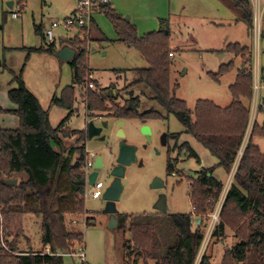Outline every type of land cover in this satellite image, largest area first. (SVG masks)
<instances>
[{"label":"trees","instance_id":"obj_1","mask_svg":"<svg viewBox=\"0 0 264 264\" xmlns=\"http://www.w3.org/2000/svg\"><path fill=\"white\" fill-rule=\"evenodd\" d=\"M243 22L252 36L254 11L250 0H222ZM111 22L118 42L135 48L149 63L147 69H137V80L133 86L145 85L151 89L157 109L138 111L139 104L108 109L103 92L88 89L87 109L108 112L107 118L116 120L161 119L163 114L175 115L184 127V132L172 135L179 138L190 135L218 160V165L204 168L191 178L190 193L193 212L188 214L144 213L139 215H117L118 230L131 235L125 239L124 251L132 264H196L205 238V216L213 212L225 185L214 176L217 167L231 172L243 148L249 127L250 110L243 100L253 99V55L249 47L239 43L229 44L227 52L240 57L241 68L234 84L229 87L233 98L228 107H220L211 100H198L194 111L185 101L176 97L178 84L171 87L173 54L168 21H162L157 31L143 36L131 21L116 12L109 4L97 9ZM94 23V21H93ZM261 40L264 41V23ZM91 29H82L71 42L76 56L70 65L73 71L72 84L63 89L61 96H54L52 107L65 109L68 116L57 126L50 123L49 110H44L40 101L26 86L24 68L14 76L17 86L9 91L11 101L19 107L15 114L20 118L18 130L0 128V217L1 240L0 264H65L64 257L71 256L82 247L83 232L69 223L86 215V226L95 225L94 213L85 211L84 194L87 186L85 148H69L64 138L70 132L65 129L73 116L76 101V86L91 81L89 47L87 40ZM36 33L45 41L40 26ZM44 47L31 49L41 52ZM47 50L55 53L51 43ZM174 55V54H173ZM234 63L221 65L218 73H208L216 82L220 76L230 72ZM261 83L264 84V70ZM110 102L118 99L111 96ZM262 111V108H261ZM255 137H264V122L254 124L222 207L221 221L213 237H221L227 229L234 232L236 243L223 254L221 264H264V153ZM189 158L199 159L198 154L184 143ZM76 156V157H75ZM173 173L172 162L168 165ZM17 185L6 182L16 180ZM32 214L42 221V245L50 253L22 251L24 218ZM201 220L198 224V220ZM72 226V224H71ZM200 264H211L204 255Z\"/></svg>","mask_w":264,"mask_h":264},{"label":"rangeland","instance_id":"obj_2","mask_svg":"<svg viewBox=\"0 0 264 264\" xmlns=\"http://www.w3.org/2000/svg\"><path fill=\"white\" fill-rule=\"evenodd\" d=\"M7 1L0 0V67L7 65L19 71L25 64L23 78L27 88L38 97L42 108L49 110L50 123L53 127H57L68 116V112L55 106L52 107L51 100L54 96H61L63 89L72 84L71 65L60 61L48 52L30 50L43 46L42 37L36 33V26L44 24L48 28L54 21L62 22L69 15L71 7L68 3L66 4L65 0H26L24 1L25 9L18 19H14L12 9L7 6ZM15 1L17 3V0ZM171 13L170 45L172 51L176 53L174 58H171L173 61L171 87L178 84L176 97L185 101L192 111L198 100H212L222 107L230 102L229 86L237 78L241 59L230 53H224L225 57L222 58L223 52L216 53L213 50L220 51L225 48L226 44L236 42L251 49L254 94L253 99L247 105L250 110V121L241 150L243 154L254 124L257 122L262 125L264 122V84L261 83L264 70V41L261 39L257 41L253 30L252 36H249L247 26L243 22H237V17L220 0H171ZM124 17L127 18L128 15ZM98 20L104 32L109 37H115L116 32L109 19L103 15ZM62 28L55 33L58 38L61 36L70 38L74 35ZM139 32L143 34L144 29H139ZM47 45L44 43L45 48L48 47ZM87 45L90 53L89 68L92 70L93 78L97 81L92 80L95 83L93 90L107 89L103 95L107 100L106 105L109 110L115 106L124 108L136 103L139 104L140 113L149 109L158 110L157 104L151 100L154 94L150 88L145 85L133 86L137 80L135 70L149 68V63L138 50L129 48L120 42L100 44L92 41L91 35L88 37ZM231 61H234L233 69L221 75L220 82H216L208 74L209 71L218 73L222 64H229ZM6 74L12 75L8 70ZM257 83L260 89L255 93L254 86ZM110 89H113L112 94ZM87 91V83L75 90L74 107L79 112L74 110L73 116L67 121L65 129L70 134L64 138V141L69 148L84 147L86 155L93 153L96 157L102 156L105 166L100 170L98 180L105 186L103 192L112 183L113 177L110 171L115 164L120 144L124 142L136 148L137 163L126 168V176L122 179L123 191L120 200L116 203L117 215L155 213L157 211L155 207L161 195L166 197L167 213H192L194 210L190 193L191 178L204 168L216 167L218 160L190 135L182 134L179 138H173L172 135L184 132V127L173 114H163L164 118L146 121L124 119L125 125L122 127L124 138L118 137L119 120L107 119L108 112L86 113ZM111 96H116L118 99L114 103L110 102ZM260 108L262 111H259ZM91 120H95L96 124L103 121L108 123L109 127L103 133L106 136L104 141L99 138L88 139L87 126ZM97 120L100 121L97 122ZM144 126H149L152 131L150 141L142 133ZM165 137L170 138L168 143H165ZM254 142L264 153V137H255ZM184 143L190 144L199 159L188 157ZM241 151L233 170L237 169L242 156ZM170 162L174 167L172 174L168 171ZM90 171L94 172L92 169ZM215 172L214 176L223 181L224 190L229 191L235 175L234 171L232 174L224 168L217 167ZM156 180L160 181L158 182L159 188L153 187ZM224 190L213 212H208L204 218L205 234L211 219L210 215L217 209L222 212L228 193L227 191L224 198ZM90 192L91 186H86L84 206L86 212L94 213L97 220L96 226H86V215H83L80 219L74 220V223L69 220V227L82 232L86 227H93L92 230L95 231L100 227L104 228L108 236L106 263L125 264L127 259L124 251L125 239L129 240L131 235L127 233L125 236L123 231L117 228H108L109 222H106L107 214L104 212L107 203L103 197L99 200L92 199ZM223 198L224 201L221 203ZM220 221L221 218L219 223ZM24 222V237L26 232L31 243L27 246V240L23 237L21 239L23 248L20 244V249L26 252L33 250L44 252L41 239V219L27 215ZM236 242L234 232L227 229L221 237L212 236L203 255L210 257L211 264H221L224 252L231 249ZM64 262L65 264H78L77 258L71 256H65ZM128 264H132V260Z\"/></svg>","mask_w":264,"mask_h":264},{"label":"crops","instance_id":"obj_3","mask_svg":"<svg viewBox=\"0 0 264 264\" xmlns=\"http://www.w3.org/2000/svg\"><path fill=\"white\" fill-rule=\"evenodd\" d=\"M9 1H13V4L16 3L15 0H8L7 3ZM19 1L24 2L26 0H19ZM65 1H66V4L68 3L69 7H71L69 10L70 11L69 15L66 16V18H68L75 13L79 0H65ZM220 1H222V0H220ZM17 2H18V0H17ZM250 2L252 5V8H253V11H258L262 23H264V0H250ZM110 5L120 15H122V16L128 15L127 18L131 21L132 24H134L137 27L138 34L140 36H143V35L148 34L150 32L159 30L161 27L162 21H168L170 23V19L172 16L171 0H110ZM227 8L233 12L235 17H237L236 21L239 22L237 14L232 9H230L228 6H227ZM103 15L104 14L100 13L98 10H96V12L94 13V19H93L94 23L91 27V32H90L91 40L98 42L100 44H106V43L109 44L110 42L118 43V41H116L117 35H115V37H109L104 32V30L100 27L98 19L100 17H103ZM38 26H40V28L42 30V34L44 35V38H45V41L42 40L43 46H41V47H44V43H47L48 45L53 43L55 45V49H56L55 53L49 52L47 50V48H45V47H44L43 51L48 52V53L54 55L55 57H56V53L59 50H61L63 47L68 46V47L73 48L71 42L79 34V31L72 32V31L67 30L68 32L74 33V35L70 38H63L62 36L58 38L55 35L54 41L50 42V41H48V39L45 36V29L47 27L44 24H41ZM141 28L144 29L143 34H140V32H139V29H141ZM62 29L66 30L64 28H62ZM59 30H60V28L57 29L55 31V33H57ZM247 31H248V28H247ZM248 33H249V31H248ZM249 36H250V34H249ZM236 43H238V42H236ZM229 44H233V43L226 44L225 48L221 49L220 51H216V50H213V51H215L216 53L223 52V54L228 53L226 49H227V46ZM41 47H39V48H41ZM39 48H31V49H39ZM210 51H212V50H210ZM173 54L174 55L172 58H174V56L176 54L175 51H173ZM223 57H225V54L222 56V58ZM60 61H62V60H60ZM70 62H68V63H70ZM241 65H242V60H241ZM24 67H25V64H24L23 68ZM23 68H21V70ZM7 70L9 73H12V75L11 74L7 75L6 74ZM21 70L15 71V70L9 68L7 65H5V66L2 65L0 67V128L3 130H18L20 128V125H21L20 118L15 114V111L18 109L19 106L17 104L13 103L9 97V91L17 86V84L13 81L14 76L18 75ZM91 72H92V70H91ZM210 72L211 71H209L208 73H210ZM211 73H213V72H211ZM237 74H238V72H237ZM92 75H93V73H92ZM72 80H73V74H72ZM93 80H94V82L96 81L94 78H93ZM235 81H236V79H235ZM77 87H79V86H76V88ZM109 91L111 94L113 93V89H110ZM232 101H233V98L231 96L229 104H227L226 106H223V108L230 106ZM243 102L247 106L248 103L251 101L243 100ZM218 106H220V105H218ZM220 107H222V106H220ZM60 109H62V108H60ZM63 110H65V109H63ZM74 110H76L77 113L79 112V110L76 109L75 107H74ZM85 110H86V113L89 112L87 109V106H86ZM259 111H261V108L259 109ZM0 152H1V144H0ZM233 171L235 173L236 169L231 171L232 174H233ZM215 174H216V172H214V175ZM19 179L20 178L16 179L17 182L19 181ZM218 180H220V179H218ZM27 215H31V216L36 218V216H34L32 214H27ZM26 216L24 218V221L26 219ZM106 216H107L106 222H109L110 216L109 215H106ZM96 221L97 220L95 219V222ZM73 223H74V221H73ZM24 224H25V222H24ZM94 226H96V223ZM92 228L93 227H86L83 231V242H84L83 246L85 248L84 262L83 263L80 262V260L78 258V254H77L78 251L73 255V258H77L78 264H107L106 263V251L108 250V236L106 234V231L102 227H100V229H98L96 231L92 230ZM0 229H1V217H0ZM24 231H25V226H24ZM85 231H86V235H85ZM24 239L27 240L26 243L28 246V244L31 243V239L28 238V235L26 234V232H25ZM89 242H90V246H89ZM20 244H21V248H23L22 247L23 246L22 240H21ZM1 245H2V240H1V231H0V247H1ZM43 248H44L45 253H50L49 247L45 248L43 246ZM22 251H23V249H22ZM33 251L37 252L36 250H33Z\"/></svg>","mask_w":264,"mask_h":264},{"label":"water","instance_id":"obj_4","mask_svg":"<svg viewBox=\"0 0 264 264\" xmlns=\"http://www.w3.org/2000/svg\"><path fill=\"white\" fill-rule=\"evenodd\" d=\"M8 8H13V1H9L7 3ZM76 49L71 47H63L56 53V57L62 61L70 62L76 56ZM104 97V95H103ZM264 100V98H263ZM146 121V120H144ZM124 121L120 120L118 122V137L124 138L122 127L124 126ZM109 125L106 121H103L100 126H98L95 120H91L87 126V134L88 139L93 140L94 138H99V140L104 141L106 136L103 135L104 130L108 129ZM142 133L145 135L148 141L151 140L152 131L149 126H144L142 128ZM116 166H112L111 168V176L113 177L111 185L104 192L103 200L106 201L107 206L104 211L107 215L110 216L108 228L115 229L118 227L117 220V210L116 203L120 200V196L123 191L122 179L126 176V168L137 163L136 157V148L133 146L127 145L122 142L119 147V152L117 158L115 159ZM142 164V163H141ZM105 164L102 156H98L95 160L94 164V172L89 176V184L92 186L95 184V181L98 179L99 172L102 168H104ZM158 180L155 181L153 187L159 188ZM10 185H17V180H12L6 182ZM156 210L160 213H167V203L166 197L164 195L160 196V199L156 205ZM201 220H198V224H200Z\"/></svg>","mask_w":264,"mask_h":264},{"label":"built area","instance_id":"obj_5","mask_svg":"<svg viewBox=\"0 0 264 264\" xmlns=\"http://www.w3.org/2000/svg\"><path fill=\"white\" fill-rule=\"evenodd\" d=\"M110 0H79L75 13L63 20L62 22L54 21L50 27L45 29V36L48 39V41L52 42L55 39V31L61 27L68 31H81L82 29L90 30L93 25V19H94V13L96 12V9L99 5L109 4ZM16 7V9H15ZM14 9L16 11H14ZM25 9V3L23 1H19L17 3L13 4L12 8V17L14 19H18L20 16V13ZM262 21L260 18V15L258 11H254V36L259 41L261 39V31H262ZM171 57L173 54L170 55ZM91 81L87 85V89H95V83L92 81L93 76L90 75ZM260 89L259 83L255 84L254 90L255 93L258 92ZM242 155V151H241ZM96 155L93 153H88L86 158V163L84 166V171L86 173V181L87 186H91L89 184V176L93 173L90 171V169L94 170V164L96 160ZM103 182L99 181L98 179L95 181V184L91 186V192L90 195L92 199L99 200L103 197L104 192L102 191L104 189ZM228 190H224V198L226 196ZM88 195V194H87ZM224 198L222 199L221 203L224 201ZM220 209H217L214 213L210 215V222L208 223V226L206 227V234L204 238V242L202 244L201 250L199 252L196 264H200L201 260L203 258V254L207 248V246L210 243V240L213 236V232L217 225L219 224L220 220ZM89 214H92V212H88ZM86 224V221H85ZM78 258L81 263L84 262L85 259V248L84 246L79 247L77 250Z\"/></svg>","mask_w":264,"mask_h":264},{"label":"flooded vegetation","instance_id":"obj_6","mask_svg":"<svg viewBox=\"0 0 264 264\" xmlns=\"http://www.w3.org/2000/svg\"><path fill=\"white\" fill-rule=\"evenodd\" d=\"M106 118H107V117H106ZM107 119H108V118H107ZM109 119H110V118H109ZM140 120H141V119H140ZM99 121H100V120H97V122H99ZM119 121H120V120H119ZM117 122H118V121H117ZM97 125L100 126V125H101V122H100L99 124L97 123ZM103 133H104V132H103ZM171 138H172V137H171ZM169 139H170L169 137H165V138H164L165 143H168V140H169ZM171 140H172V139H171ZM114 166H116V163L113 165V167H114Z\"/></svg>","mask_w":264,"mask_h":264}]
</instances>
